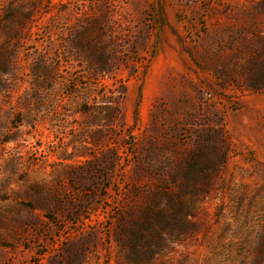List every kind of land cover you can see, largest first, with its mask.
<instances>
[{
  "label": "rangeland",
  "instance_id": "1",
  "mask_svg": "<svg viewBox=\"0 0 264 264\" xmlns=\"http://www.w3.org/2000/svg\"><path fill=\"white\" fill-rule=\"evenodd\" d=\"M30 15L0 21V264H264V0Z\"/></svg>",
  "mask_w": 264,
  "mask_h": 264
},
{
  "label": "trees",
  "instance_id": "2",
  "mask_svg": "<svg viewBox=\"0 0 264 264\" xmlns=\"http://www.w3.org/2000/svg\"><path fill=\"white\" fill-rule=\"evenodd\" d=\"M36 4L37 0H27L23 4H18L15 7L13 6V4H9L3 8V11H0V21H14V19L17 18V21H22L21 23L24 24L25 21L29 20L31 16L30 12L33 10V8H36ZM188 217H190V215H188ZM188 217L185 216L184 218L186 223H189ZM166 219V214L159 211L152 213L147 218H145L143 224H131V228H128L124 224L122 226L123 229L116 237L115 242L120 247H134L140 242H149L151 240L152 242H154V244H156L159 241H164L166 235H168L167 233H165L164 229L167 222ZM141 226H144L149 232L152 233L151 238L146 237V234L139 231V229L142 228ZM162 238H164V240ZM148 262V259L145 258L139 261L138 264H148Z\"/></svg>",
  "mask_w": 264,
  "mask_h": 264
}]
</instances>
